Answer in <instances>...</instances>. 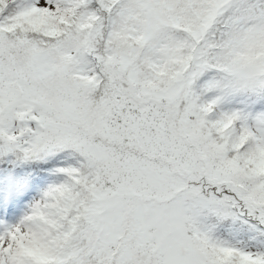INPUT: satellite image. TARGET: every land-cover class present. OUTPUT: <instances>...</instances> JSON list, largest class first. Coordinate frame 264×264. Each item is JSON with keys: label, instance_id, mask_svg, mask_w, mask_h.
I'll return each instance as SVG.
<instances>
[{"label": "snow or ice", "instance_id": "obj_1", "mask_svg": "<svg viewBox=\"0 0 264 264\" xmlns=\"http://www.w3.org/2000/svg\"><path fill=\"white\" fill-rule=\"evenodd\" d=\"M0 264H264V0H0Z\"/></svg>", "mask_w": 264, "mask_h": 264}]
</instances>
